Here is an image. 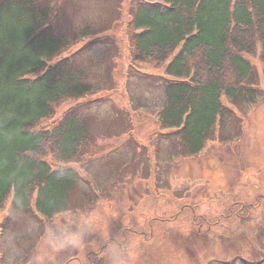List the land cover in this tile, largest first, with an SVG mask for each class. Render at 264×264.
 <instances>
[{
  "label": "rangeland",
  "instance_id": "1",
  "mask_svg": "<svg viewBox=\"0 0 264 264\" xmlns=\"http://www.w3.org/2000/svg\"><path fill=\"white\" fill-rule=\"evenodd\" d=\"M49 1L73 43L87 25L94 34L69 51L83 47L76 59L89 94L62 104L44 124L77 109L94 128V142L73 165L82 179L70 210L47 218L35 207L12 213L11 199L0 207V264H264L260 50L249 57L258 102L223 96L226 112L212 137L188 155L180 135L160 123L163 77H172L166 66L131 65L141 0Z\"/></svg>",
  "mask_w": 264,
  "mask_h": 264
},
{
  "label": "trees",
  "instance_id": "2",
  "mask_svg": "<svg viewBox=\"0 0 264 264\" xmlns=\"http://www.w3.org/2000/svg\"><path fill=\"white\" fill-rule=\"evenodd\" d=\"M134 11L131 65L166 66L174 78L163 77L160 123L180 135L182 152L198 154L225 115L223 96L259 100L249 57L260 50L264 66V0H143ZM53 13L49 0H0V207L11 199L12 213L35 207L47 218L71 209L82 179L73 165L94 142L77 109L44 124L91 90L76 59L83 47L69 51L92 26L73 43Z\"/></svg>",
  "mask_w": 264,
  "mask_h": 264
}]
</instances>
